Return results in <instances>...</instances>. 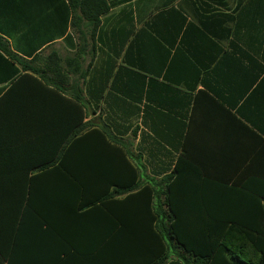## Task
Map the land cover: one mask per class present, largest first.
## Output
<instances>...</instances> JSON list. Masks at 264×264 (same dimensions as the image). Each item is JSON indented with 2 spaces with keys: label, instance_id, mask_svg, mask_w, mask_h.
<instances>
[{
  "label": "crops",
  "instance_id": "crops-1",
  "mask_svg": "<svg viewBox=\"0 0 264 264\" xmlns=\"http://www.w3.org/2000/svg\"><path fill=\"white\" fill-rule=\"evenodd\" d=\"M106 3L93 31L69 0H0L10 51L38 54L33 68L66 91L0 51V264H103L102 221L71 212L74 174L90 193L134 171L161 202L177 178L186 217L264 233V0ZM84 124L81 144L65 148L67 175L58 154ZM200 186L208 215L189 207ZM174 248L162 264H184Z\"/></svg>",
  "mask_w": 264,
  "mask_h": 264
},
{
  "label": "trees",
  "instance_id": "trees-1",
  "mask_svg": "<svg viewBox=\"0 0 264 264\" xmlns=\"http://www.w3.org/2000/svg\"><path fill=\"white\" fill-rule=\"evenodd\" d=\"M69 1L73 12H75L76 4L83 18L91 23L93 31L98 25V17L108 10L106 0H76L75 3L72 0ZM0 51L10 61L7 64L11 67L13 63L17 64L21 71L35 74L46 85L54 87L61 93H66L59 86L51 85L45 76L33 68V62L40 58L38 54L29 61L20 58L10 51L8 42L1 36ZM55 57H49V63L53 66L58 63ZM13 72L10 81L19 74L16 69ZM73 93L75 94L72 98L86 108L79 92L73 91ZM88 125L84 124L74 128L71 137L58 154V169L65 166L64 158L67 157L65 148L79 146L81 137L78 136ZM113 148L119 152L121 162L128 165L123 150L116 145ZM185 164L183 159L177 160L174 169L176 176L181 173V168ZM62 170L67 175L71 173L66 168ZM132 172L130 180L126 174L127 176H121L120 179L115 180L117 185L111 184L117 188L116 194L125 195L122 200L112 198L109 193L112 186H98L89 193L91 188L85 191L80 185V179L75 177L74 173L73 176H69L74 180L72 190L75 200L71 212L91 218V223L102 221L104 225V233L98 236L97 243L98 246H102V243L105 246L103 264H162L167 257V252H171L173 247L182 252L180 259L184 264H264V233L246 234L242 232L237 220L208 216L186 217L184 214L187 213H184L185 210L182 208L186 204L179 203L175 195V191L178 190L177 178L169 183L167 198L161 202L160 200L155 201L157 193L152 188L144 186L137 189L134 183V171ZM100 180L105 181V179ZM205 190L203 186L195 189V195L199 191L197 194L199 201L189 204V207L208 215L211 204L206 201L207 195L202 193ZM29 201L28 198V203ZM93 237L95 238V235Z\"/></svg>",
  "mask_w": 264,
  "mask_h": 264
}]
</instances>
